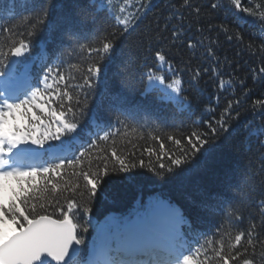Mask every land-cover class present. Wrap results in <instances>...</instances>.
I'll return each instance as SVG.
<instances>
[{
    "label": "trees",
    "instance_id": "1",
    "mask_svg": "<svg viewBox=\"0 0 264 264\" xmlns=\"http://www.w3.org/2000/svg\"><path fill=\"white\" fill-rule=\"evenodd\" d=\"M93 2L94 0H49L50 15L46 21L49 26L36 31L30 41L26 40L29 43V50L40 58L45 55L44 49L47 46L49 49L64 51L62 54L64 61L59 74L65 76V81L58 82L56 73V79L51 84V94L38 104L47 103L51 98L49 108H56L59 111L61 103L65 107L69 103L74 106L76 99L83 100L86 95L88 96L85 114L79 118L76 131L63 135L60 140L47 141L53 144L64 140L71 142L76 138L75 134L78 139L83 126L89 121L94 126L108 125L116 129L120 127L116 119L118 115L121 120H126L130 127L126 129V134L125 130H122L116 133L114 139L110 137L107 142L99 141L88 150L79 151L73 158L82 162L69 166L68 160L63 162L65 168L59 173L50 172L48 178L52 183L58 184V188L52 191V185L47 184L49 191L43 194L44 199L33 201L46 205L44 209L38 207L37 211L58 217L59 209L61 207L66 209L68 204L74 201L76 207L73 213L76 216L73 218L78 225L87 227V232L82 236L83 241H86L95 236V229L87 216L89 213L111 224L110 218L127 220L138 211V204L147 205L149 200L154 198L167 200L183 213L185 222L181 225V232L184 236V251L193 256L195 264H224L225 256L228 257L227 264H243L242 259L237 256L240 246L235 244V236L241 234V231L246 232L249 225L255 224L257 232L260 233V240L264 241V225L261 224L257 208L258 201L264 199V135L246 138V126L250 122L264 125V109L255 105L258 99L264 97V81L253 79L254 71L259 74V68L264 67V55L242 50L243 45L227 41L221 34L218 52L221 57L226 55L232 61L230 65L225 66L224 60L221 59L220 70L224 73L223 79L228 81L231 77L233 80H243L246 85L242 88L237 83L233 91L224 92L218 90L214 73L204 75L195 85L191 84V69L186 67L192 55L191 51L187 48L179 51L173 49L170 52L173 57L172 70L161 65L160 73L165 76L166 83L177 76L183 80L184 95L192 100L191 111H183L161 86L155 84L148 87L149 80L146 76V72L150 69L155 70L158 63L152 55L155 45L148 36L155 33L157 21L163 25L165 19L174 11L172 5L179 7L181 0H152L151 9L144 16L143 22L135 31L118 40L111 58L104 61L107 67L102 77L89 87L84 84L86 69L99 57L94 52L81 53L68 33L82 32L80 43L87 44L88 39L85 37L97 27L108 31H116L118 27L105 13L97 16L96 24H93L92 11L88 7ZM120 2L121 0H113V4L117 6ZM212 2L213 0H193L194 4H200L205 8ZM39 3H44V0H39ZM128 3L134 8L137 0H128ZM262 3L264 0H241V8H236L230 0H224L221 8L210 12L208 18L200 23L204 25L209 21L217 25L226 23L243 36L245 44L258 46L264 43V40L260 39L264 32L260 30L259 21L241 9L252 7L254 10H264L261 8ZM36 6L33 0H0V28H4V31L0 32V49L7 52L14 43L18 44L20 39L27 37L28 31H32L30 21ZM181 11H184L185 17L193 23L189 34H195L198 25L194 18L188 16L187 11L183 9ZM65 17L68 18L67 22L64 21ZM56 20L62 21L61 26L52 29L50 22ZM8 28H11V31ZM207 34L206 32L205 35ZM215 35L212 33L213 38ZM168 47L166 43L165 49ZM28 53L29 51L22 57H14L9 53L6 63H10L11 60H23ZM201 53L202 50H199V59L193 58V67L197 64L212 63L205 61ZM24 62L16 65L17 73L27 65ZM129 71L132 73L130 84L125 79ZM65 88L68 94L73 95L71 102L64 95ZM53 92L58 94L53 95ZM218 94L220 100L217 111L222 110L225 98L240 100L239 106L235 109L240 113L239 119L232 124L229 133L221 137L195 166L189 165V171L167 177L158 176L149 167L139 166L129 173L111 172L115 163V159L111 157L113 148L118 155L128 158L126 162L137 163L141 158L147 162L149 157L145 150L149 147L159 150L161 141L165 143V150L174 151V146L166 137L168 135L181 137L192 130V120L199 118L204 107L217 105ZM32 110L42 117L40 129L43 131L50 123V118L38 108L33 107ZM74 110L79 117V109ZM23 123L39 122L25 120ZM54 130L53 124L52 131ZM157 134L160 139H153L152 137ZM23 144L26 143L21 145ZM97 145L104 151L101 152ZM81 153H84L83 157ZM132 153L135 155H131ZM105 157L108 158L110 175L104 178L93 197L89 192L90 185L80 172L85 170L95 173L98 166L103 167ZM152 160L155 163V155ZM33 183L43 188L47 181L39 173L34 178L23 180L24 187H30ZM39 195L37 193V196ZM85 209L91 210L85 212ZM221 217L224 219V227L220 233H216ZM12 227L13 225L9 223L6 230L10 232ZM16 227L18 229V226ZM244 243L242 240L241 244ZM86 251L87 246L84 245L81 261H86L84 256ZM240 252L243 255L251 254L255 257V264H260L262 247L256 242L255 233L253 241L248 245V252L244 253L242 249Z\"/></svg>",
    "mask_w": 264,
    "mask_h": 264
},
{
    "label": "snow or ice",
    "instance_id": "2",
    "mask_svg": "<svg viewBox=\"0 0 264 264\" xmlns=\"http://www.w3.org/2000/svg\"><path fill=\"white\" fill-rule=\"evenodd\" d=\"M33 3L37 6L33 10L34 15L30 21L32 31H28L27 37L20 39L18 44L14 43L7 52L0 49V264H52V261H55L56 264H195L193 256L184 251V236L181 232V225L185 222L183 213L167 200L154 198L149 200L147 205L138 204L136 219L130 223H124L123 228L118 218H110L114 231L109 233L106 229H102L99 243L93 245L92 253L86 261L80 260L81 250L78 246L84 242L82 236L87 232V227L73 222L75 202H70L66 209L61 207L60 215L56 219H53L51 215L41 214L37 211L38 207L44 209L46 205L33 201L44 199L43 194L49 191L47 184L52 185V191L58 188V184L52 183L48 174L50 172L59 173L65 168V164L61 162L49 167L41 166L40 168L33 167L30 170H22L16 157L20 152L28 150L20 149L19 146L31 141L32 144L43 147L47 140H60L63 135L74 133L78 127L79 118L85 114L88 96L86 95L83 100L76 99L74 106L69 103L65 107L61 103L59 105L61 110L50 109L51 98L47 103H37V99L43 100L44 96L41 94L40 87L35 86L28 78L27 71L24 74L26 87L23 92L20 91V86L17 83L16 65L21 61L11 60L10 63H6L8 55L10 53L14 57L24 56L29 51V43L26 40L30 41L36 31L49 26L46 24L50 15L49 0H44L42 4L39 3V0H33ZM230 3L236 8H241V0H230ZM151 4L152 0H146V2L137 0V5L133 8L129 5L128 0H121L119 6L114 5L113 0H94L88 5L92 11L91 21L93 24H96L97 16L105 13L114 20L118 27L116 31L97 27L88 37H85L88 39L87 44L80 43L82 32L68 33L69 37L76 42L81 53L94 52L99 57L92 66L87 67L85 85L92 87L95 81L102 77L104 69L107 67L104 61L111 58L118 40L140 26L144 16L151 9ZM223 4L224 0H213L210 6L205 8L200 4H194L193 0H181L179 7L172 5L174 9L172 14L165 19L163 25L157 21L155 33L148 36V39L152 40L155 45L152 55L158 62L155 70L150 69L146 72L149 81L154 80L164 84L165 76L160 73L161 65L172 70L173 57L170 52L173 49L179 51L187 48L192 53L186 65L191 69V84L195 85L204 75L214 73L217 78L218 90L233 91L237 83L242 88L246 87L243 80H233L231 77L228 81L223 79L224 73L220 70V61L223 59L225 66L230 65L232 61L226 55L221 57L219 54V37L223 34L227 41H235L237 44L243 45L242 50H247L252 54L259 52L264 55V43L258 46L251 43L245 44L243 36L226 23L218 25L212 24L210 21L207 25L200 23L208 18L210 12L221 8ZM261 8L264 9V3L261 4ZM182 9L187 11L188 16L193 17L198 25L195 34H189L193 23L185 17ZM129 10H131V16H129ZM241 10L259 21L260 30L264 32V10H254L252 7H244ZM67 20L68 18L65 17L64 21L67 22ZM61 23L60 20L52 21L50 22L51 28H58ZM8 30L11 31V28ZM2 31L4 28H0V32ZM206 32L207 35H205ZM212 33L216 34L215 38L212 37ZM260 39L264 40V36H261ZM166 43L169 45L167 49H165ZM199 50H202L201 54L204 60L211 61V64L192 66L193 58H200ZM239 54L237 53V55ZM24 63L27 64V61ZM48 72L49 74L56 72L58 82L65 81V76L59 74V66L50 67ZM258 73L254 71L253 79L264 81V67L259 68ZM49 78L50 75L43 77L47 88L52 87L47 84ZM125 79L129 84L131 83V71ZM33 87L35 90H32ZM165 88L171 90L168 96L175 100L183 111H191L192 100L189 96L184 95L183 80L179 76L171 79ZM29 93L30 98H22L28 96ZM57 94L53 92V95ZM64 95L67 96L69 102L73 100V95L68 94L67 88L64 90ZM216 99L217 105L204 107L199 118L192 120V130L181 137L174 135L166 137L174 146V151L165 150V143L161 141L159 150H154L151 147L145 150L149 157L147 162L141 158L137 163L126 162L128 158L118 155L116 149L113 148L111 157L115 159V163L111 172L129 173L139 166L141 168L149 167L158 176L167 177L189 171V165L195 166L200 158L212 150L221 137L229 133L232 124L239 119L240 113L235 110L240 103L238 98H225V104L219 111H217L219 94ZM255 105L264 109V97L258 99ZM33 107L38 108L41 113L50 118V123L44 127L43 131L40 129L43 119L32 110ZM75 108L79 109V117ZM116 119L120 127L116 128L114 132L105 131L103 136L97 137L98 140L107 142L110 137L114 139L116 133L122 130H125L126 134V129L130 125L126 120H121L119 115ZM25 120L39 123L25 124L23 123ZM53 124L55 125L54 131H52ZM246 132V138L259 137L264 135V125L250 122L246 126ZM152 138L160 139L158 134ZM52 147L49 145V148ZM96 147L99 149V145ZM99 150L104 151V149ZM31 151L36 152L37 150L32 149ZM80 155L83 157L84 153ZM131 155L134 156L135 153ZM154 155L155 163L152 160ZM165 157H167L166 160ZM107 160L108 158L105 157L103 167L98 166L95 173L85 170L80 172L83 179L90 185L89 192L93 197L104 178L110 175ZM78 162L82 161L73 158L68 161V164L74 166ZM38 173L47 181L44 187L39 188L34 183L30 187H24L23 178H34ZM244 180L246 181V178ZM13 181L16 183L13 184ZM72 191L74 192L75 189L73 188ZM37 193L40 195L37 196ZM257 208L260 212L261 224L264 225V199L258 201ZM90 210L85 209L84 211ZM9 223L13 225L10 232L6 230ZM16 226H18V230ZM253 233H255L256 242L260 243L262 247L259 262L264 264V241L260 240L257 225L251 224L246 232L241 231V234L236 235L235 244L239 245L244 253H247L248 245L253 241ZM242 240L245 241L244 244H241ZM240 249L237 250V256L242 259L243 264H255V257L251 254H241ZM223 259L224 264H227L228 257L225 256Z\"/></svg>",
    "mask_w": 264,
    "mask_h": 264
},
{
    "label": "rangeland",
    "instance_id": "3",
    "mask_svg": "<svg viewBox=\"0 0 264 264\" xmlns=\"http://www.w3.org/2000/svg\"><path fill=\"white\" fill-rule=\"evenodd\" d=\"M155 84H157V85H159V86H161L164 90H165V93L168 95V93L171 91L170 89H166L165 88V85L167 84L166 82H165V80H164V84H160L159 82H157V81H148V87H153V86H155ZM173 95H175L174 93H173ZM91 218V220H92V223L94 224V225H100V226H102V225H104V223H102V222H99L97 219H95L94 217H90ZM136 219V217H134L133 218V221ZM122 228H123V225L121 226ZM111 233V232H110Z\"/></svg>",
    "mask_w": 264,
    "mask_h": 264
},
{
    "label": "water",
    "instance_id": "4",
    "mask_svg": "<svg viewBox=\"0 0 264 264\" xmlns=\"http://www.w3.org/2000/svg\"><path fill=\"white\" fill-rule=\"evenodd\" d=\"M52 218H53V217H52ZM53 219H55V218H53ZM80 246H81V245H79L78 247L80 248ZM49 260H51V257H49ZM52 262L56 263L55 261H52Z\"/></svg>",
    "mask_w": 264,
    "mask_h": 264
}]
</instances>
